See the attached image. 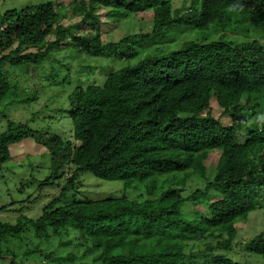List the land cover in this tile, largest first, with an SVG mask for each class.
I'll return each mask as SVG.
<instances>
[{
  "label": "trees",
  "instance_id": "16d2710c",
  "mask_svg": "<svg viewBox=\"0 0 264 264\" xmlns=\"http://www.w3.org/2000/svg\"><path fill=\"white\" fill-rule=\"evenodd\" d=\"M176 1L72 0V16L80 22L67 26L59 23L63 8L54 2L0 15V106L17 89L6 66H39L66 48L92 57L114 54L124 63L103 85L72 93L73 141L7 121L0 170L13 159L11 146L31 139L51 158L52 176L39 189L58 181L59 195L36 219L20 214L16 224L0 220V259L18 264L16 253L2 245L29 232L39 245L24 257L47 264L76 262V255L56 258L40 248L70 235L86 254H97V264H196L197 255L211 264H241L222 255L238 247L264 258V233L236 242L237 222L264 208V0H190L181 11ZM145 15L150 32L102 40V18L116 29ZM210 31L218 39L209 40ZM238 31L248 41L229 36ZM172 32L190 35L177 43ZM197 32L204 36L194 40ZM212 100L220 117L212 115ZM212 153L220 157L210 178L205 162ZM83 173L120 181L138 198L125 193L62 205L81 186ZM193 177L206 186L184 197ZM187 204L206 206L208 215L185 216ZM193 246L203 249L194 252Z\"/></svg>",
  "mask_w": 264,
  "mask_h": 264
},
{
  "label": "rangeland",
  "instance_id": "374dc122",
  "mask_svg": "<svg viewBox=\"0 0 264 264\" xmlns=\"http://www.w3.org/2000/svg\"><path fill=\"white\" fill-rule=\"evenodd\" d=\"M48 2H54L62 6L63 12L59 23L78 24L79 18L72 16L69 4L72 0H0V15L11 10H22L30 6H36ZM175 8L184 10L190 6V0H177ZM150 15V14H147ZM138 17L134 22H127L116 29L102 18L101 32L104 42H115L120 40L125 34H144L152 30V21L149 16ZM212 31V30H211ZM211 31L205 36L209 40L218 39V35H211ZM230 33L229 36L237 43L246 42L248 39L241 34ZM189 36L188 32L183 35L172 32L171 37L175 42H181L179 36L184 38ZM202 32L191 34L193 39H201ZM192 39V40H193ZM52 41V39H51ZM169 45H174L171 42ZM174 49L175 46H173ZM127 54V51H125ZM123 62L116 61V55H103L102 57H92L81 54L74 49L66 48L53 52L51 56L41 65L32 64L13 67L6 66L5 72L12 81V87H16V93L2 102L0 106V135L6 131L7 121L15 124H25L31 129L42 134L60 137L63 141H73V123L69 117V98L77 87H86L92 84L103 85L107 74L112 69H120ZM212 115L221 116V109L215 100L211 102ZM262 117V116H261ZM264 122V117H262ZM224 125H229L231 119L221 117ZM11 156L13 159L5 164L0 170V208L6 207L7 211H0V220L3 223L16 224L20 214L31 219H36L42 214V208L59 195L58 181L53 186L39 189V183L52 174L51 158L44 147L37 145L33 140L28 139L11 146ZM219 153L210 154L205 165L208 169V177L214 175L217 166ZM52 176V175H51ZM81 186L76 193L72 194L62 205L71 204L74 201H102L105 199L121 196L125 193L133 198H138L137 194L126 192L120 181H103L95 178L90 173H83L80 176ZM206 186L205 180L200 177H193L186 183L183 189V196L187 197L197 190H203ZM11 203H15L10 206ZM11 210V211H10ZM15 210V211H14ZM17 210H21L22 213ZM208 215L206 206L194 207L187 204L183 214L191 219L196 218L195 214ZM237 243H245L264 233V208L249 214L244 221L236 224ZM71 241L68 247H61L62 242ZM49 244L40 245L41 249L47 253H54L56 258H65L76 255L77 260L73 264H97L95 259L97 254L85 253L86 248L73 235L63 238H52ZM39 241L33 233H27L23 240H9L3 243V251L15 252L18 264H47L45 260L38 256L30 258L24 257L28 250H32ZM239 246V245H238ZM203 247L193 246V251L198 252ZM234 249L232 252L222 253V255L236 263L241 264H264V258L250 254L246 251ZM197 255V254H196ZM196 264H211L200 259L197 255ZM22 263H21V262ZM0 264H10L8 259H0ZM53 264H59L54 263Z\"/></svg>",
  "mask_w": 264,
  "mask_h": 264
}]
</instances>
